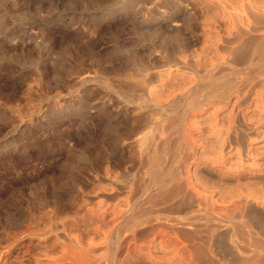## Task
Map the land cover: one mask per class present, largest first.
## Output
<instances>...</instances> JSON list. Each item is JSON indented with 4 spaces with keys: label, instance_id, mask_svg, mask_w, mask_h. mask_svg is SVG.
I'll use <instances>...</instances> for the list:
<instances>
[{
    "label": "rangeland",
    "instance_id": "rangeland-1",
    "mask_svg": "<svg viewBox=\"0 0 264 264\" xmlns=\"http://www.w3.org/2000/svg\"><path fill=\"white\" fill-rule=\"evenodd\" d=\"M0 264H264V0H0Z\"/></svg>",
    "mask_w": 264,
    "mask_h": 264
},
{
    "label": "bare ground",
    "instance_id": "bare-ground-1",
    "mask_svg": "<svg viewBox=\"0 0 264 264\" xmlns=\"http://www.w3.org/2000/svg\"><path fill=\"white\" fill-rule=\"evenodd\" d=\"M167 6V5H166ZM238 25V24H237ZM253 27V26H252ZM238 30V29H237ZM240 30V29H239ZM242 33V32H241ZM232 40V39H231ZM246 41V40H245ZM234 42V41H233ZM250 42V41H249ZM241 51V50H240ZM235 52V51H234ZM245 52V51H244Z\"/></svg>",
    "mask_w": 264,
    "mask_h": 264
}]
</instances>
